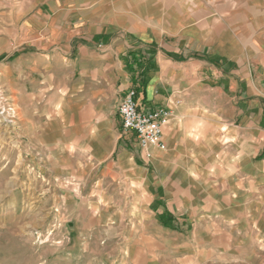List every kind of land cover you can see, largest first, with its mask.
Returning a JSON list of instances; mask_svg holds the SVG:
<instances>
[{
	"label": "rangeland",
	"instance_id": "rangeland-1",
	"mask_svg": "<svg viewBox=\"0 0 264 264\" xmlns=\"http://www.w3.org/2000/svg\"><path fill=\"white\" fill-rule=\"evenodd\" d=\"M62 3L0 0V264H264V155L255 178L226 137L166 167L153 162L167 207L187 221L178 232L157 221L151 190L106 162L91 171L68 131L46 134L54 102L35 63L52 54L39 22L60 25Z\"/></svg>",
	"mask_w": 264,
	"mask_h": 264
},
{
	"label": "crops",
	"instance_id": "crops-1",
	"mask_svg": "<svg viewBox=\"0 0 264 264\" xmlns=\"http://www.w3.org/2000/svg\"><path fill=\"white\" fill-rule=\"evenodd\" d=\"M78 1L64 0L56 15L60 25L39 22V31L50 34L44 48L52 54L35 63L54 102L46 134L68 131L70 151L88 157L91 171L106 162V171L120 169L151 190V208L165 228L157 216L163 211L188 225L167 207L164 186L154 184L155 163L166 167L186 150L204 153L226 137L243 147V176L259 175L264 0ZM144 49L155 51L157 69L138 92L126 56ZM132 90L141 110L170 111L162 149H143L136 134L124 130L118 108ZM149 152L151 163L145 159Z\"/></svg>",
	"mask_w": 264,
	"mask_h": 264
},
{
	"label": "built area",
	"instance_id": "built-area-1",
	"mask_svg": "<svg viewBox=\"0 0 264 264\" xmlns=\"http://www.w3.org/2000/svg\"><path fill=\"white\" fill-rule=\"evenodd\" d=\"M135 95L133 90L128 92L119 104L124 130L134 132L143 149L153 145L163 148V129L169 123L170 111L166 108L143 111L138 107Z\"/></svg>",
	"mask_w": 264,
	"mask_h": 264
},
{
	"label": "trees",
	"instance_id": "trees-1",
	"mask_svg": "<svg viewBox=\"0 0 264 264\" xmlns=\"http://www.w3.org/2000/svg\"><path fill=\"white\" fill-rule=\"evenodd\" d=\"M154 56L155 51L153 49L129 52L126 56L127 65L134 79L135 89L138 92L145 90L149 72L157 69ZM157 216L166 227L181 232L186 228L185 224H180L178 219L167 211L159 212Z\"/></svg>",
	"mask_w": 264,
	"mask_h": 264
}]
</instances>
